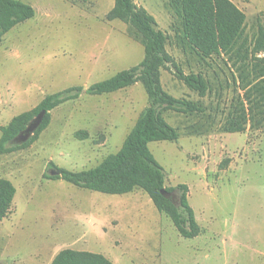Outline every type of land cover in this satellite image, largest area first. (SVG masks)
I'll use <instances>...</instances> for the list:
<instances>
[{
	"label": "rangeland",
	"instance_id": "obj_1",
	"mask_svg": "<svg viewBox=\"0 0 264 264\" xmlns=\"http://www.w3.org/2000/svg\"><path fill=\"white\" fill-rule=\"evenodd\" d=\"M19 1L35 15L0 38V137L2 127L45 96L85 90L143 59L128 26L106 20L113 0ZM230 1L245 14L249 44L262 22L264 0ZM134 2L167 37L175 66L161 71L163 89L203 108L192 115L164 113L179 138L148 145L165 171V187L187 185L200 234L181 237L142 190L106 195L43 177L54 169L50 163L78 172L120 149L147 106L136 83L100 96L82 93L59 105L36 141L0 154V178L16 190L10 214L0 221V264H41L63 249L101 254L112 264H264V125L226 132L227 115L239 100L247 108L229 56L200 59L182 49L173 0ZM177 69L201 74L206 95L187 88Z\"/></svg>",
	"mask_w": 264,
	"mask_h": 264
},
{
	"label": "trees",
	"instance_id": "obj_2",
	"mask_svg": "<svg viewBox=\"0 0 264 264\" xmlns=\"http://www.w3.org/2000/svg\"><path fill=\"white\" fill-rule=\"evenodd\" d=\"M172 6L179 22L177 43L182 49H190L200 59L223 53L232 61L235 79L244 91L247 108L239 100L240 107L227 115L224 130L238 133L245 130L247 123L264 125V58L258 57L264 53V15L254 39L247 44L243 38L245 14L230 0H173ZM34 15V9L22 1L0 0V38ZM106 20H118L128 26L131 35L143 47L142 61L85 90L71 87L45 96L35 108L15 116L1 128L0 154L26 148L36 141L49 124L50 112L65 102L78 99L82 93L100 96L140 83L147 95V106L116 153L108 155L96 167L78 172L56 168L50 163L49 167H53L59 175L44 174L43 177L61 179L78 188L106 195H125L142 190L156 210L172 221L181 237L195 238L200 234V227L187 199V185L165 187V171L148 145L155 141L175 142L179 138L176 128L165 120L164 113L192 115L202 113L203 108L193 101L173 97L163 89L161 71L175 65L166 51L167 37L157 29L153 16L137 6L134 0H113ZM176 72L187 88L199 97L206 95L208 83L201 74L184 75L178 69ZM42 111L45 112L43 122L32 137L20 146H9V142ZM163 189L174 194V199L164 197L161 194ZM15 193L12 183L0 178V221L10 214ZM51 264L112 262L101 254L63 249L55 255Z\"/></svg>",
	"mask_w": 264,
	"mask_h": 264
},
{
	"label": "water",
	"instance_id": "obj_3",
	"mask_svg": "<svg viewBox=\"0 0 264 264\" xmlns=\"http://www.w3.org/2000/svg\"><path fill=\"white\" fill-rule=\"evenodd\" d=\"M45 116V112L42 111L38 113L31 121L30 123L26 126V128L21 131L16 137H14L10 142L9 146L14 147V146H20L24 143H26L31 136L35 133V131L41 126L43 119ZM48 174L50 176H57L59 175V172L56 171L55 169H49ZM161 194L166 197V198H173L174 199V194L166 192L164 189L161 190Z\"/></svg>",
	"mask_w": 264,
	"mask_h": 264
},
{
	"label": "crops",
	"instance_id": "obj_4",
	"mask_svg": "<svg viewBox=\"0 0 264 264\" xmlns=\"http://www.w3.org/2000/svg\"><path fill=\"white\" fill-rule=\"evenodd\" d=\"M61 251V250H60ZM59 251H52L51 253H50V255L45 259V260H43V261H41V262H43V263H41V264H51V262H52V260H53V258L55 257V255L58 253Z\"/></svg>",
	"mask_w": 264,
	"mask_h": 264
}]
</instances>
